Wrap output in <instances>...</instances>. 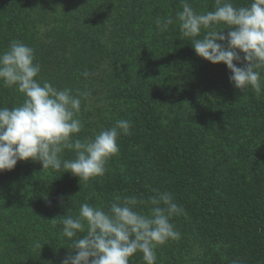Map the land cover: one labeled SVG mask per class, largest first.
<instances>
[{"label":"rangeland","instance_id":"374dc122","mask_svg":"<svg viewBox=\"0 0 264 264\" xmlns=\"http://www.w3.org/2000/svg\"><path fill=\"white\" fill-rule=\"evenodd\" d=\"M4 1L8 3V0H0V42L4 43L0 44V51L6 50L13 40L28 46L31 42L40 44L49 39L51 31L56 29L52 20L43 22L34 13L30 16L33 24L22 32L18 24L19 14L14 7L5 5ZM55 1L59 5L60 1L63 3L65 0ZM133 2V12L130 11V14L137 22L143 19L130 32V36L127 34L130 44L137 43V61L132 65V56L129 54L126 59L130 65L120 69L129 72L128 76L133 75L138 82L145 81V89L140 87L139 90L144 93L145 99L148 95L153 97L156 122L176 136L184 153L193 155L197 169L195 173L201 179L199 183L206 189L208 200L214 204L209 216L203 217L201 212L187 210L189 214L185 220L179 222L175 220L177 217L173 218L172 222L181 233V238L158 247L173 248L171 251L180 255V261L223 264L228 260L233 264L232 258L238 252L237 248L233 249L232 241H239L246 225L233 222L232 215L235 213L238 216L250 210L252 203L245 194L249 190L255 191L257 183L264 181V121L251 102L254 97L264 101V92L260 97L251 90L240 92L231 84V73L226 65H213L198 57L187 39L175 45L173 42L177 38L172 36L170 30L162 32L158 29L159 33L153 30L157 28V17L173 18L174 13L182 10L181 6H175L173 0ZM189 3L198 11L213 10L215 7V0H189ZM250 3L251 0H248V3L243 4ZM48 12H54L59 18L63 16L60 6L50 8ZM103 24L94 26L91 35L104 43L109 40L106 32L109 28ZM176 29L179 32L178 27ZM177 32L175 35L179 37ZM61 33L62 37L65 35L64 40L69 39L73 35V27L63 25ZM141 38L146 41L140 46L138 41ZM164 44H167V49L163 48ZM151 47L164 54L150 52ZM107 62L101 67L106 69ZM99 80L100 75L85 78L75 71L71 78L64 80V84L57 88H71L74 94L77 90L85 89L91 92L88 108L81 113L83 129L79 138L92 137L101 129L111 128L118 119L132 122L131 134L118 139L119 153L109 161L105 174L86 184H81L79 178L70 173L43 170L38 161L36 167L31 162H18L15 169L10 171L13 175L11 184L2 181L4 173H0V203H5V207L0 209V264H60L70 251L67 249L70 241L61 236L60 217L66 216L69 210L72 215L78 214L81 195L85 191V202L105 209L116 196H136L144 201L149 197L129 187L121 191H98L106 181L138 182L147 189L159 192H170L168 187L175 186L178 187L173 196L175 202L182 198H193L190 179L183 174L181 167L172 162L166 144L161 141L162 146L154 153H147L143 149L141 117L146 106L134 98L114 97L110 87L115 89L118 83L104 85ZM120 83L122 85L123 80ZM0 94L5 97L1 90ZM22 100L20 94L14 93L4 99L6 104L2 103V107L6 105L12 108L22 103ZM122 110H126L127 114ZM65 158L71 159L73 155L66 153ZM163 181H168L167 186L163 185ZM44 185L53 188L66 201L74 202L75 206L48 204L41 194ZM150 207L147 203L140 205L145 212ZM53 219H56L55 225L51 222ZM250 236V233L243 236V240ZM227 239H230L228 246L219 248V240ZM34 241H39L42 247L34 249ZM207 241L214 248L211 254H206ZM138 254L130 259H136ZM201 259L198 263L197 260Z\"/></svg>","mask_w":264,"mask_h":264},{"label":"clouds","instance_id":"9594fccd","mask_svg":"<svg viewBox=\"0 0 264 264\" xmlns=\"http://www.w3.org/2000/svg\"><path fill=\"white\" fill-rule=\"evenodd\" d=\"M180 6L175 18L157 17V28L163 32L176 25L181 40H189L198 57L227 66L235 89L251 90L260 97L264 92V0L242 6L215 0L214 9L205 11L196 10L189 0H180ZM40 72L35 50L27 44L13 40L0 51V87L23 98L12 108L0 107V173L14 170L21 161H38L43 170L70 173L81 184L103 176L119 153L118 139L131 134L132 122L118 119L111 128L79 138L81 113L88 108L91 92L57 89L41 82ZM66 153L73 158H65ZM153 191L147 201L116 196L106 209L84 202L78 214L69 210L60 217L61 236L70 241V251L60 264H130L137 253L145 264H156L157 247L181 238L173 218L187 213L171 193ZM145 203L151 205L147 212L140 208ZM51 222L55 225L56 219ZM41 247L39 241L33 242L34 249Z\"/></svg>","mask_w":264,"mask_h":264},{"label":"trees","instance_id":"16d2710c","mask_svg":"<svg viewBox=\"0 0 264 264\" xmlns=\"http://www.w3.org/2000/svg\"><path fill=\"white\" fill-rule=\"evenodd\" d=\"M55 2L58 3L55 0H8V3L4 1L5 5L8 4V6L14 7L15 11L19 14L18 24L22 32L28 30V26L33 24L30 22V16L34 13L36 17L43 22L49 19L52 20L56 26V29L51 31L52 33L49 39L40 44L31 42L29 45L34 48L36 61L41 65V72L38 79L41 82L47 81L51 83L53 87L59 88L64 84V80L69 77L71 78L75 71H79L82 76H84L83 73L87 71L90 75L88 77L84 76L85 78H92L93 75L96 77L100 75L101 81L99 80V83H104V85H108L109 82L118 83L115 89L114 87H110L114 97H118V99L134 98L146 106L141 117L143 134L140 138L145 144L143 149L147 153H154L162 146V141V143L166 144L168 147L172 162L181 167L183 174L190 179L189 182L192 185L190 191L193 198L187 197L186 199L182 198L176 200L179 205L183 206L187 215L177 216V218L174 217L175 220L179 222H181V219L185 220L189 214L187 210L193 213L201 212L203 217L209 216L208 213L212 212L214 204L208 200L206 189L199 183L201 179L195 173L197 169L193 161V155L188 152L184 153L176 136L172 135V132L165 129L163 125L156 122V108L153 103V97L148 95L147 99H145V97H143L144 93L139 90L140 87L141 89H145V81L144 83L142 81L138 82L133 75L128 76L129 72H124L120 69L130 65L129 60L126 59L127 57L129 58V54L132 56V65L137 61V52L135 50L138 48L137 43L130 44L129 36L130 32L134 31L136 25H140L143 19L137 22L134 16L130 14V11L133 12V0H65L63 3L60 1L59 5ZM111 2L113 3L111 4ZM173 2L176 7L180 6V0H173ZM233 3L244 5L243 3H248V0H234ZM59 6L61 7L62 18H59L54 12H48L50 8L55 9ZM170 6L174 7V5ZM175 16L176 14L174 13L173 18H175ZM99 24L107 25L109 28V30L106 31L108 32L107 38L109 39L107 42L105 41L103 43L100 38L98 39L97 36L94 38L91 35L93 27ZM63 25H71L73 27V35H70L71 37H69V39L64 40L65 35L62 37V33L60 34V29ZM173 27L174 25L169 27V30L172 31V36L177 38V41L173 43H175V45L183 43L185 40H181L180 33L177 32L176 29L177 26L175 25V27ZM153 30L159 33L158 28H153ZM175 32L178 33L179 37L175 35ZM128 33L129 36L127 35ZM169 35L170 32H168V37ZM117 36L119 38L115 41ZM144 41H146V39L142 38L138 41L140 46ZM0 44L4 45V43L1 42ZM163 48L167 49V44H164ZM150 52L156 55L164 54V52H160L157 49L153 50V47H151ZM106 60H108V62L106 63L105 69L101 66ZM137 64H139V61ZM129 70L130 68H128V71ZM95 72L99 73L94 74ZM122 80L123 83L120 85ZM0 90L5 93V97L0 94V107H2V103L6 104V101L4 103V99L7 96H13L16 92L14 90L10 91V89L6 90V88L3 87H0ZM251 102L258 116L264 121V101L254 97ZM5 106L6 105H4V107ZM122 112L127 114L126 110H122ZM27 162H31L30 164L35 165V167L37 166L36 162ZM12 177L13 175H11L10 172H4L2 181L11 184ZM124 182L125 183H113L112 181H106L103 183V187H99L98 191H121L129 187L130 190H137L138 192L147 194L149 197L154 195V191L147 189L138 182ZM263 182L264 181H259L255 186V191L249 190L245 194L247 200H250L252 203L250 205V210L238 216L235 213L232 215L233 222L245 223L246 225V227L244 226L243 228V233H241L239 241H232L233 249L237 248L236 251L238 252L232 258V261H235L236 264H264ZM162 183L167 186L168 181H163ZM176 189H178V187L172 186L168 187L167 190L174 196ZM41 190V194L48 204L59 205L61 204L62 197V204L75 206L74 202L66 201L65 197L49 186L44 185ZM86 194L87 191L81 195L80 205L85 202ZM4 207L5 203H0V209ZM249 233L252 236H250L249 239L243 240V236H248ZM226 238H228V235ZM219 241V248L226 245L228 246L230 243V239H227V241ZM209 244L210 243L207 241L208 253L206 254L214 252V248L212 249ZM161 248L157 247L155 250L157 255L156 264H195L194 262H196L194 260L180 261V259H178L180 255L177 256L171 251L173 248L168 246ZM45 250L51 251L50 248H46ZM201 261L202 259L197 260L198 263ZM230 263L231 262L227 260L223 264ZM130 264H145L142 259V254H138L136 259H130Z\"/></svg>","mask_w":264,"mask_h":264}]
</instances>
